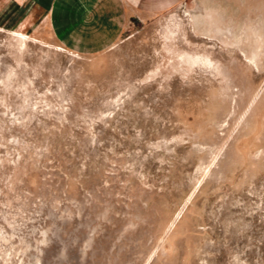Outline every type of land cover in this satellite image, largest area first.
<instances>
[{"label": "rangeland", "instance_id": "1", "mask_svg": "<svg viewBox=\"0 0 264 264\" xmlns=\"http://www.w3.org/2000/svg\"><path fill=\"white\" fill-rule=\"evenodd\" d=\"M0 264H264V0H0Z\"/></svg>", "mask_w": 264, "mask_h": 264}, {"label": "crops", "instance_id": "2", "mask_svg": "<svg viewBox=\"0 0 264 264\" xmlns=\"http://www.w3.org/2000/svg\"><path fill=\"white\" fill-rule=\"evenodd\" d=\"M38 2L44 3L51 29L69 49L104 50L118 39L125 15V0Z\"/></svg>", "mask_w": 264, "mask_h": 264}, {"label": "bare ground", "instance_id": "3", "mask_svg": "<svg viewBox=\"0 0 264 264\" xmlns=\"http://www.w3.org/2000/svg\"><path fill=\"white\" fill-rule=\"evenodd\" d=\"M58 3H59V2H58ZM20 34H21L22 36H25V34H24L23 32H21ZM25 38H26V37H25ZM25 38H24V39H25Z\"/></svg>", "mask_w": 264, "mask_h": 264}]
</instances>
